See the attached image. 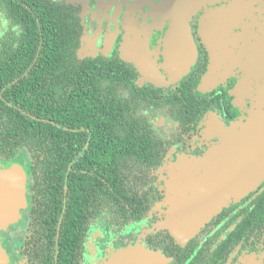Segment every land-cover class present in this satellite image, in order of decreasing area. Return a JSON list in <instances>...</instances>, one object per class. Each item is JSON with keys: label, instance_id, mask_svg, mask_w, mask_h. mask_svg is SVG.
Listing matches in <instances>:
<instances>
[{"label": "flooded vegetation", "instance_id": "flooded-vegetation-1", "mask_svg": "<svg viewBox=\"0 0 264 264\" xmlns=\"http://www.w3.org/2000/svg\"><path fill=\"white\" fill-rule=\"evenodd\" d=\"M71 52L87 77L111 72V108L119 91L140 131L60 133V149L49 131L47 151H0V169H29L26 205L0 231L8 264H264V180L187 241L156 230L172 166L220 151L264 109V0H0V113L51 106ZM55 55L60 68H40Z\"/></svg>", "mask_w": 264, "mask_h": 264}, {"label": "water", "instance_id": "water-1", "mask_svg": "<svg viewBox=\"0 0 264 264\" xmlns=\"http://www.w3.org/2000/svg\"><path fill=\"white\" fill-rule=\"evenodd\" d=\"M188 3L183 5L187 6ZM184 15L185 13L177 15L175 21H184ZM178 28L181 29L182 26ZM186 167L187 171H196L184 173V177L190 182L193 179L189 180L188 173L201 175L202 172L200 179L196 181L201 192L200 209H186L188 201L185 191L176 207L171 210L165 227L168 229L174 226L171 235L175 238H182L184 234L190 236V239L215 215L214 196L224 207L232 199L238 200L248 195L264 180V109L255 111L240 130H227L223 134L220 151L211 153L203 161L189 162ZM28 175V166L23 161L16 162L9 169H0V231L16 222L19 210L26 205ZM184 189H189V186L186 185ZM172 198L173 192H168L167 189V202H171ZM182 218L187 220L182 221ZM128 254L129 252L118 255L106 264H146L140 261L139 257H131ZM8 261L5 247L0 241V264H8Z\"/></svg>", "mask_w": 264, "mask_h": 264}, {"label": "trees", "instance_id": "trees-1", "mask_svg": "<svg viewBox=\"0 0 264 264\" xmlns=\"http://www.w3.org/2000/svg\"><path fill=\"white\" fill-rule=\"evenodd\" d=\"M42 49L45 52L44 47ZM71 50L75 52L76 47L71 45ZM57 52L59 54L63 52L61 47ZM72 52L68 53L65 68H60V65L56 66V63L60 60L59 56L55 55L52 57L51 66H49L48 60L42 59L40 68H60V70L52 72L53 82L59 83V87L52 91L53 98L56 99L51 100V106L45 101L42 105H34L31 108H24L22 111L26 113L37 111L35 113H15L8 108L3 109L2 114L0 113L1 152L7 154L10 150H18L22 147L37 151H47L49 149L47 144L49 139L44 135L49 131L56 133L50 139L54 149L63 147V139L57 135L60 133L84 131V133L96 136L102 132L140 131L135 127V123L127 118L131 113L127 109L128 105L122 102L125 98L121 97L119 91L116 92L117 104L111 108V101L109 102L107 99L108 89L113 84L111 72L106 69L103 71V65H99L96 68L101 70L100 75L87 77L85 69L89 66L72 57ZM12 68V64L8 65V69ZM61 83L68 86L64 90V94H61ZM45 86L46 82L43 83V88ZM97 86L100 88H97ZM65 93H67V105H65L63 96ZM98 94L100 97L97 96ZM102 99L107 100L99 102ZM66 111L68 113H65ZM80 124L84 130L76 129ZM38 157L44 158L38 159L36 163L45 167L48 164L50 155L48 154L45 157L43 152Z\"/></svg>", "mask_w": 264, "mask_h": 264}, {"label": "rangeland", "instance_id": "rangeland-1", "mask_svg": "<svg viewBox=\"0 0 264 264\" xmlns=\"http://www.w3.org/2000/svg\"><path fill=\"white\" fill-rule=\"evenodd\" d=\"M217 150V148H215ZM215 149H213L214 151H216ZM211 151L210 153H214V151ZM209 156V155H208ZM207 156V157H208ZM205 159V158H204ZM204 159H194V158H190V157H185V158H181L180 160H178V162L176 164H174L170 170V172L168 173V178L166 181V189H168V192H173V198L171 202H167V207H168V211L166 213V218L165 221L161 224H159L158 226H156V230H167L168 232L172 233V230L174 229V226H170L168 229L165 227V225L168 224L169 218H170V213L171 210L176 207L177 203L181 200V197L184 195L185 191L187 193V201H188V206L187 208H190L191 210H199L200 209V197H201V192L200 189L198 190L197 188V183L196 181L200 179L201 175H198L196 173L190 174L188 173L190 179L192 180L188 181V179H186L184 177V173L186 172H196L194 171V169L192 170H188L186 167V164L189 162H194V161H203ZM191 183V184H190ZM188 185L189 189H184L185 186ZM223 203H219L218 199L216 198V196H214V205H213V209L214 212L217 211L218 209H220L221 207H223L222 205ZM186 218H182V221H186ZM202 229V228H201ZM200 229V230H201ZM190 236L187 235H182V238H178V239H184V241L189 240ZM191 239V238H190ZM7 254V253H6Z\"/></svg>", "mask_w": 264, "mask_h": 264}]
</instances>
